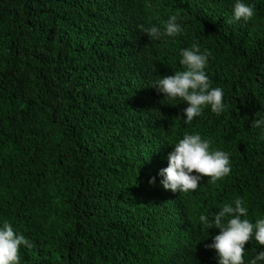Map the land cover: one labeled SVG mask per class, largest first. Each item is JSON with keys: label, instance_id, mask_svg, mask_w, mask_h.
<instances>
[{"label": "trees", "instance_id": "trees-1", "mask_svg": "<svg viewBox=\"0 0 264 264\" xmlns=\"http://www.w3.org/2000/svg\"><path fill=\"white\" fill-rule=\"evenodd\" d=\"M235 2L0 0V227L32 243L20 264H218L208 245L219 229L200 215L241 198L252 223L264 219V139L252 127L264 119V0H243L253 19L228 23ZM174 14L175 37L140 30ZM196 41L225 109L185 125L187 103L150 86L185 70L180 52ZM134 43L145 57L121 65ZM185 132L227 152L231 173L172 193L159 172ZM245 248V264L264 251Z\"/></svg>", "mask_w": 264, "mask_h": 264}, {"label": "clouds", "instance_id": "clouds-1", "mask_svg": "<svg viewBox=\"0 0 264 264\" xmlns=\"http://www.w3.org/2000/svg\"><path fill=\"white\" fill-rule=\"evenodd\" d=\"M255 15L254 6L243 0H236L233 6V16L228 23L237 21H251ZM178 14L171 15L164 22L163 28L156 25L145 27L140 25V30L150 38L158 40L161 37H175L183 31L178 23ZM135 47L130 45L121 65H132L145 57L146 52L138 43ZM180 60L184 66L183 71L175 72L172 76L159 77L150 87L157 94H163L164 99L176 100L177 98L187 103L183 110L185 125L192 123L194 118L199 117L203 110L210 107L217 115L225 109L224 92L220 87H211L205 68L208 65L211 53L205 49L201 51L198 41L193 42L188 48L181 50ZM254 129H261L260 139H264V119L252 121ZM174 150L168 155V166L159 172L160 184L165 191L172 193H188L195 191L202 178H210L209 182L217 183L230 175L231 162L227 152L212 149L211 141L202 138L199 133L185 132L182 139L174 145ZM153 177L149 183L155 184ZM244 201L236 198L230 203H224L220 210L211 217L200 215L199 221L203 226L214 224L219 229V234L208 245L217 253L218 264H245V246L252 239L259 245L264 246V219H258L252 223L248 217V209L243 206ZM25 246L29 249L32 243L23 235H18L12 225L5 221L0 227V264H20V248ZM264 261V251L258 252L250 264H259Z\"/></svg>", "mask_w": 264, "mask_h": 264}]
</instances>
